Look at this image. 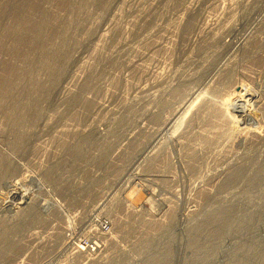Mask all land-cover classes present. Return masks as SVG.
I'll return each instance as SVG.
<instances>
[{"label":"rangeland","instance_id":"obj_1","mask_svg":"<svg viewBox=\"0 0 264 264\" xmlns=\"http://www.w3.org/2000/svg\"><path fill=\"white\" fill-rule=\"evenodd\" d=\"M0 264H264V0H0Z\"/></svg>","mask_w":264,"mask_h":264},{"label":"bare ground","instance_id":"obj_2","mask_svg":"<svg viewBox=\"0 0 264 264\" xmlns=\"http://www.w3.org/2000/svg\"><path fill=\"white\" fill-rule=\"evenodd\" d=\"M241 46V45H240ZM179 79V78H178ZM141 88V87H140ZM143 88V87H142ZM191 93H193V92H191ZM186 94V93H185ZM149 95V94H148ZM193 95V94H192ZM187 96H190V93L189 94H187ZM187 96L185 97L186 99H187ZM177 109H179V108H177ZM176 109V110H177ZM106 196V195H105ZM105 199L103 198V201H104ZM98 203H100V202H98ZM98 205V204H97ZM96 206V205H95ZM59 209V208H58ZM101 211V210H100ZM99 214V213H98ZM26 215V214H25ZM28 215H30V214H28ZM33 215V214H32ZM37 216V215H36ZM27 218V217H26ZM35 218V217H34ZM91 219V218H90ZM24 223V222H23ZM100 233V232H99Z\"/></svg>","mask_w":264,"mask_h":264},{"label":"built area","instance_id":"obj_3","mask_svg":"<svg viewBox=\"0 0 264 264\" xmlns=\"http://www.w3.org/2000/svg\"><path fill=\"white\" fill-rule=\"evenodd\" d=\"M105 226V224H103Z\"/></svg>","mask_w":264,"mask_h":264}]
</instances>
